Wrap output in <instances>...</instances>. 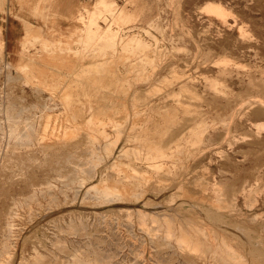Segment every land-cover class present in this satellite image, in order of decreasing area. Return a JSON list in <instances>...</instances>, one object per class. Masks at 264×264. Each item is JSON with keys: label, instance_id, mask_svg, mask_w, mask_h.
Here are the masks:
<instances>
[{"label": "rangeland", "instance_id": "374dc122", "mask_svg": "<svg viewBox=\"0 0 264 264\" xmlns=\"http://www.w3.org/2000/svg\"><path fill=\"white\" fill-rule=\"evenodd\" d=\"M64 5L0 0V264H264V0Z\"/></svg>", "mask_w": 264, "mask_h": 264}, {"label": "crops", "instance_id": "0c3cea01", "mask_svg": "<svg viewBox=\"0 0 264 264\" xmlns=\"http://www.w3.org/2000/svg\"><path fill=\"white\" fill-rule=\"evenodd\" d=\"M14 0H9V10H11V5H12V2H13ZM16 1V0H15ZM87 0H64V2H65V5H64V7H65V10H64V15L65 16H71L72 15V11L74 10V7L76 6V3L77 2H80V3H84V2H86ZM18 16H24L23 15V13H19L18 11H17V9H15V12H14V14L11 12V11H9V14H8V17H18ZM19 22H17V20L15 19V24L17 25V27H18V34L16 35V38L17 37H21V35H20V29H21V26H20V23L18 24ZM9 31H10V27H9Z\"/></svg>", "mask_w": 264, "mask_h": 264}, {"label": "bare ground", "instance_id": "6f19581e", "mask_svg": "<svg viewBox=\"0 0 264 264\" xmlns=\"http://www.w3.org/2000/svg\"><path fill=\"white\" fill-rule=\"evenodd\" d=\"M216 11V9H214ZM175 79V78H174ZM259 103V102H258ZM261 105V104H260ZM53 128V127H52ZM193 208V207H192ZM219 221V220H218ZM186 251V250H185Z\"/></svg>", "mask_w": 264, "mask_h": 264}]
</instances>
